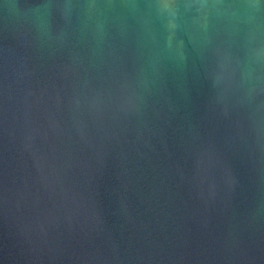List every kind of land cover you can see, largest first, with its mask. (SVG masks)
<instances>
[{
    "label": "water",
    "instance_id": "water-1",
    "mask_svg": "<svg viewBox=\"0 0 264 264\" xmlns=\"http://www.w3.org/2000/svg\"><path fill=\"white\" fill-rule=\"evenodd\" d=\"M0 264H264V0H0Z\"/></svg>",
    "mask_w": 264,
    "mask_h": 264
}]
</instances>
